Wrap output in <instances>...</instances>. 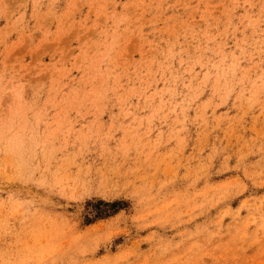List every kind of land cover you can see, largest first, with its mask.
Here are the masks:
<instances>
[{"label":"rangeland","instance_id":"374dc122","mask_svg":"<svg viewBox=\"0 0 264 264\" xmlns=\"http://www.w3.org/2000/svg\"><path fill=\"white\" fill-rule=\"evenodd\" d=\"M0 264H264V0H0Z\"/></svg>","mask_w":264,"mask_h":264}]
</instances>
